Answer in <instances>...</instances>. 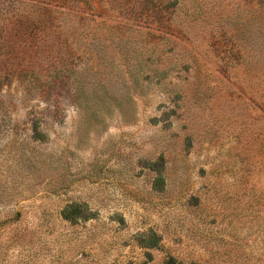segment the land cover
Returning <instances> with one entry per match:
<instances>
[{
  "label": "rangeland",
  "instance_id": "374dc122",
  "mask_svg": "<svg viewBox=\"0 0 264 264\" xmlns=\"http://www.w3.org/2000/svg\"><path fill=\"white\" fill-rule=\"evenodd\" d=\"M89 1V14L106 18L118 32L138 29L139 23L140 30L164 35L157 24L128 18L126 9L134 0H122L119 14H108L103 0ZM53 5L63 6L61 1ZM255 6V0H217L214 10L231 17L246 13L245 20L257 12ZM64 8L74 13L83 6ZM26 10L30 6L17 7L15 17ZM218 21L217 31L229 34L230 21ZM59 41L53 28L26 30L0 14V264H166L170 258L181 264H264V144L259 130L249 127L238 138L237 131L225 130V123L216 120L218 138L211 147L210 137L202 136L185 165L169 177L167 191L155 194L153 174L143 161L154 163L161 151L169 156V166L182 157L180 137L167 145L163 141L160 120L166 109L159 108V95L135 97L134 121L117 111L85 120L66 98L57 118L43 120L36 113L47 108L36 88H52L54 71L62 82L55 88H70L72 94L78 87L73 68L85 72L93 67V73L110 78L111 88H123L109 64L113 60L121 66L114 42L109 41L108 61L97 65L85 60L83 51L70 66L68 59L54 62ZM87 41L84 36L81 46ZM214 53L190 63L179 79L170 76V88H264V61L249 56L237 67L226 66L223 48ZM22 88H34L32 96ZM217 100L212 96L206 103L213 114L221 108ZM35 122L45 133L40 140L32 137ZM185 181L189 185L182 198L177 190ZM194 196H199L196 202ZM73 201L88 203L95 216L72 225L62 222L60 209ZM150 233L160 238L159 245L142 249L138 239Z\"/></svg>",
  "mask_w": 264,
  "mask_h": 264
},
{
  "label": "trees",
  "instance_id": "16d2710c",
  "mask_svg": "<svg viewBox=\"0 0 264 264\" xmlns=\"http://www.w3.org/2000/svg\"><path fill=\"white\" fill-rule=\"evenodd\" d=\"M59 1L63 6L53 5ZM103 1L109 7L108 14H119L122 0ZM215 1L217 0H134L130 8L126 9L128 18L140 22L148 21L151 25L157 24L156 30H163L164 35H153L140 30L139 23L138 29L127 28L128 33L118 32L113 28L116 26L110 24L106 18L89 14V0H47L46 5L38 2L29 4L20 0H0V14L8 19L14 18L26 30L53 28L60 35V41L56 44L60 55L58 61L54 60L58 64L68 59V65L71 66L72 58L80 59L84 51L85 60L96 61L99 65V61H108L110 53L107 48L111 47L109 41L115 43V60L121 66L118 69L117 65H113V60L109 64L111 73L115 69L116 78H121L123 88H111L110 78L103 79L102 75L93 73V67L85 72L81 68H73L70 76L78 87L74 88L75 92L72 94L70 88H55V85L62 82L57 81L58 72L54 71L50 78L52 88H36L39 98L47 104V108L36 113L43 120L57 118L61 112L60 105L66 98L74 102L72 105L85 120L103 118L104 115L110 116L117 111L124 120L134 121L135 97L149 96L151 92L159 95L162 98L159 108L166 109L160 120L163 141L167 145L179 140L182 154L180 162L175 164L172 159L170 163L175 164L173 166H169V156L165 151L158 154L154 163L153 160L143 161L144 168L153 174L151 191L163 194L169 186V177L178 167L185 165L186 157L194 145L201 144L202 136L210 137L209 147L211 141H214L213 138H218L216 120L225 123V130L237 131V136L243 133L242 130L256 127L259 130L257 136H260V141L264 144V88H183L177 84L170 88V76L179 79L183 72L188 71L190 63L203 56H215L214 51L219 47L224 50L226 66L237 67L241 59L245 63V58L249 56L264 61V0H255L257 12L250 13L245 20L243 17L248 16L246 13H242V16L239 12L232 17L226 12L220 14L214 10ZM66 4L76 7L82 5L83 8L68 13L64 8ZM27 6H30V10L15 17L17 7L26 9ZM224 17L230 21L229 34L220 33L215 28V24L220 23L218 20ZM84 36L88 41L81 46ZM187 40L191 44L189 47L184 43ZM204 45H208V48H203ZM85 53L89 56H85ZM84 63L87 64V61ZM22 89H26L25 95L30 96L34 88ZM212 96L218 98V108L221 107L216 114L206 104ZM46 111L48 114L44 113ZM152 121L156 124L158 119L154 118ZM177 121L180 123L178 127ZM43 124L46 127V122ZM174 125L180 132L174 129ZM198 127L204 132H200ZM41 129V124L35 122L32 127V137L35 140L44 136ZM176 137L180 138L176 140ZM188 185L187 181L180 184L178 196L186 197ZM198 198L199 196H194V202ZM94 216L88 203L78 201L67 203L58 213L62 222L71 225ZM138 241L142 249H156L160 238L155 233H150L149 237L141 236ZM146 254L149 255L148 252ZM166 264L181 262L175 263L170 258Z\"/></svg>",
  "mask_w": 264,
  "mask_h": 264
}]
</instances>
